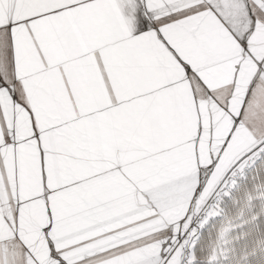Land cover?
Listing matches in <instances>:
<instances>
[{"label": "snow or ice", "instance_id": "6c2138e0", "mask_svg": "<svg viewBox=\"0 0 264 264\" xmlns=\"http://www.w3.org/2000/svg\"><path fill=\"white\" fill-rule=\"evenodd\" d=\"M0 264H264V0H0Z\"/></svg>", "mask_w": 264, "mask_h": 264}]
</instances>
